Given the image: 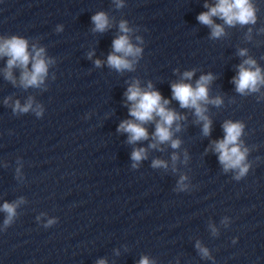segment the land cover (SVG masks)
I'll list each match as a JSON object with an SVG mask.
<instances>
[{
	"label": "clouds",
	"instance_id": "obj_1",
	"mask_svg": "<svg viewBox=\"0 0 264 264\" xmlns=\"http://www.w3.org/2000/svg\"><path fill=\"white\" fill-rule=\"evenodd\" d=\"M114 3L118 9L124 7L123 0H114ZM204 7L208 10L201 12L197 16V20L211 29L210 36L212 39H218L225 34L224 27L216 24L213 17L223 20L224 24L229 27H234L237 24L241 26L255 25L257 22L256 13L258 9L254 5L253 0H216L214 5L205 3ZM91 20L94 24L93 32L103 33L112 26L109 16L104 11L94 14ZM118 29L121 34L112 42L113 51L107 57V65L117 72L125 70L133 71L134 65L138 58L141 57L143 49L132 42L131 33L133 29L129 27L126 20L119 22ZM61 30V27L58 26L57 31ZM251 31L252 29L249 28V39L251 38ZM136 40L142 42L139 36L136 37ZM93 54L92 52L88 54L89 59L92 58ZM238 54L242 57L247 56V49H240ZM0 57L8 58L4 70V78L16 84V78L12 70L13 68H19L21 70L19 84L25 89L29 87L40 88L44 85L49 66L54 63L52 58L46 56L44 47H37V45L33 44L31 51H29L27 39L17 35L10 37L0 36ZM94 63L97 67H100L102 61L97 59ZM29 65H31L30 68ZM194 73L195 70L186 71L179 82L171 84L172 99L178 101L181 108L194 110V115L197 118L196 122L202 123L203 135L208 136L211 132L212 121L205 114L207 112L206 105L212 104L219 107L223 103V100L221 97L211 99L209 97L208 86L214 79L211 73L201 75L196 80L195 85L186 83L185 81L192 80ZM232 83L235 85L236 92L240 95L258 93L264 87V73H262L261 68L257 65L256 60L248 57L238 66V73L232 78ZM125 96L127 101L130 102L129 115L133 119L122 121L117 131L128 134L127 142L129 144L148 140L149 133L144 125L154 122L155 131L152 133V142L148 145V148L163 151L159 146L165 143H170L173 149L180 147L181 141L173 138V125L175 124V131L179 132L181 125L178 121L185 119V117L167 107L170 104V100L164 99L159 91L153 90L151 83L148 84L146 89H142L138 80L129 85ZM10 101L11 97L6 98L4 101L5 105H9ZM11 107L14 114H24L31 111L40 118L44 113L43 106L35 103L34 98L31 96L24 104H21L19 100H15L11 103ZM222 128L224 137L212 142V150L218 153V159L223 166V170L225 172L234 171V179L239 181L248 174L251 167V164L247 160L249 148L244 146L241 140L245 125L241 121L226 120ZM147 156V148H134L131 153L133 169L137 168L142 160L147 159ZM178 158V155L173 153L171 158L173 164H175ZM151 166L154 169H167L168 164L164 160L154 159ZM175 170L174 167L173 171ZM186 179V176L181 175L177 181V191L188 190L189 186L184 183ZM24 202V198L21 197L17 201L11 203L4 202L0 205V212L5 213L3 228L0 230H7L14 223L17 217V208ZM37 220H40L39 216ZM226 221L227 218L222 222L226 223ZM55 223H57L56 218L48 219L44 227H51ZM210 228L214 235L217 234V229L214 225H210ZM235 242L234 239L233 243ZM196 248L202 257L211 258L209 250L203 247L199 241L196 243ZM97 264H107V262L101 259L97 261ZM139 264H155V261L144 256L140 259Z\"/></svg>",
	"mask_w": 264,
	"mask_h": 264
}]
</instances>
